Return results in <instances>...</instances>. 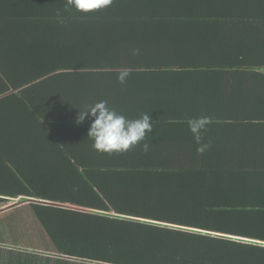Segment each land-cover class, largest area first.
Returning a JSON list of instances; mask_svg holds the SVG:
<instances>
[{"label":"trees","instance_id":"trees-1","mask_svg":"<svg viewBox=\"0 0 264 264\" xmlns=\"http://www.w3.org/2000/svg\"><path fill=\"white\" fill-rule=\"evenodd\" d=\"M134 3L60 11L70 25L0 58V253L26 251L24 264H264V53L242 52L240 37L229 53L196 50L164 22L181 15ZM199 3L201 30L264 22V0ZM119 19L133 24L114 33ZM101 100L128 119L150 115L147 152L93 150L90 121L76 117ZM202 114L211 147L199 154L186 120ZM56 137L63 151L38 148Z\"/></svg>","mask_w":264,"mask_h":264},{"label":"crops","instance_id":"crops-1","mask_svg":"<svg viewBox=\"0 0 264 264\" xmlns=\"http://www.w3.org/2000/svg\"><path fill=\"white\" fill-rule=\"evenodd\" d=\"M127 1L125 0V2ZM129 1L135 2L134 7H136V10L153 9L152 11L156 12L170 10L176 12V15H181L182 19H164V22L175 28L173 36L177 37V41L191 44L193 46L191 47L196 50H208L210 45L218 44L216 52L213 53H229L228 49H231L228 45L229 42L231 44L233 39L240 37L242 41L238 42L239 50L246 54L264 53V22L262 20L252 21L251 23L246 22L243 31L237 30L234 26L232 27L228 21H217L214 29L211 28L208 32L207 30H201L206 29L204 20L194 19L199 13V0H164L163 7L158 6L156 0ZM212 1L214 2V0ZM181 4H184V6L180 7ZM153 5L155 7H151ZM210 5L214 4L211 3ZM108 8L103 10L106 11ZM54 11L75 12L71 8L65 10V0H0V58L11 54L27 53L30 51L28 47L30 41H32L31 44L41 42L39 37L46 36L45 33L49 30L46 28H54L53 23L57 22L53 15ZM187 17H193V19H184ZM64 21L67 22V25H70V16L64 18ZM76 23L77 21L73 20L71 25L76 26ZM234 23L236 21H233ZM130 24L133 23L126 24L125 20L119 19L113 23V32L123 30L124 27ZM129 34L132 35L133 40L139 36L137 30ZM208 40H212L211 44H208ZM208 51L212 52L210 49ZM19 103L21 104V102ZM17 118L19 119V116ZM37 145L41 151H63L64 146L57 137L55 140L40 138ZM23 253L27 252L11 253V257L6 255L5 251L1 252L0 264H24L26 261H30L24 259L25 255ZM42 263L35 261V264Z\"/></svg>","mask_w":264,"mask_h":264},{"label":"clouds","instance_id":"clouds-1","mask_svg":"<svg viewBox=\"0 0 264 264\" xmlns=\"http://www.w3.org/2000/svg\"><path fill=\"white\" fill-rule=\"evenodd\" d=\"M113 0H65V10L68 8L81 14H90L108 8ZM58 23H64V17L60 11L55 14ZM135 55L136 52L133 51ZM130 73L121 70L117 76V82L125 84ZM87 118L90 121L87 137L92 141V148L98 153L123 154L130 149L140 146L143 152H147L150 144L144 142L148 134L153 131L154 121L150 115L141 113L136 119H128L116 109L108 106L107 101L101 100L88 106L84 111H78L76 124L79 125ZM212 123L207 115H200L186 120V125L193 141L197 144L196 151L203 154L210 147V143H204L203 132Z\"/></svg>","mask_w":264,"mask_h":264},{"label":"rangeland","instance_id":"rangeland-1","mask_svg":"<svg viewBox=\"0 0 264 264\" xmlns=\"http://www.w3.org/2000/svg\"><path fill=\"white\" fill-rule=\"evenodd\" d=\"M15 203V202H14ZM14 203H8V204H6L3 208H6V207H11L12 206V204H14ZM6 241L7 242H11V243H17V240H15V239H12V238H10V237H8L7 239H6Z\"/></svg>","mask_w":264,"mask_h":264},{"label":"water","instance_id":"water-1","mask_svg":"<svg viewBox=\"0 0 264 264\" xmlns=\"http://www.w3.org/2000/svg\"><path fill=\"white\" fill-rule=\"evenodd\" d=\"M10 207V206H9ZM9 207H6V208H9ZM6 208H4V209H6Z\"/></svg>","mask_w":264,"mask_h":264}]
</instances>
